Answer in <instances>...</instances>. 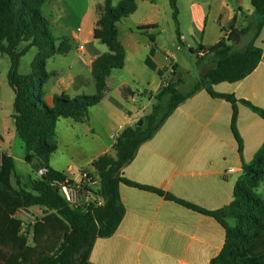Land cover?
Listing matches in <instances>:
<instances>
[{
    "label": "trees",
    "instance_id": "16d2710c",
    "mask_svg": "<svg viewBox=\"0 0 264 264\" xmlns=\"http://www.w3.org/2000/svg\"><path fill=\"white\" fill-rule=\"evenodd\" d=\"M47 1L0 0V52L11 59L7 79L15 94L13 118L16 133L24 144L26 163L36 173L40 169H48L45 176L33 179L30 186L22 185L17 179L16 188L12 183L13 176L18 178L15 160L6 153L2 154L0 264H92L89 257L95 241L111 237L125 216L126 210L119 195L121 184L154 192L219 222L225 229L226 241L211 264H264V197L258 192L264 183V144L251 163H243V173L236 182L232 203L218 211H205L161 190L132 182L123 174L125 167L134 160L139 147L154 137L181 104L203 89L212 97L225 99L233 105L231 127L242 155L243 143L237 130V103L247 106L263 119L264 109L250 101L238 100L233 95L219 94L214 86L224 82H240L259 66L263 49L257 47L255 42L264 28V0H251L254 15L247 27L236 29L231 26L228 36L217 44L211 47L200 45L197 50H191L197 56V66L200 69L206 65L208 67L189 93L184 94L179 88L183 78L164 84L155 95L156 103L151 113L143 118V125L138 126L136 123L134 127H127L121 132L113 146L115 156L105 154L93 162L92 166L98 172L100 166L104 169L99 189L103 204L90 206L87 210L71 207L53 187L56 180L69 179L64 172L50 165L51 157L58 149L57 123L60 118L87 122L90 109L101 104L108 91L107 78L114 70L123 69L126 62L118 24L137 11L138 0H121L118 6H114L113 0H104V4L97 7L99 19L94 38L109 49L92 65L97 93L74 98L66 94L55 96L53 107L44 101L45 85L54 76L47 70V62L57 55L68 54L71 44L68 38L54 36L49 18L43 13ZM170 2L174 9L177 40L183 46L177 0ZM155 28L157 25H147L140 26L139 30ZM235 36H240L242 42L247 40L244 48L232 45ZM149 37L151 50L146 65L163 77L166 71L157 69L153 61L157 52L156 38L154 35ZM59 41L60 45H57ZM24 43L26 45L21 48ZM34 47L38 52L31 64V73L21 74V60ZM200 52H204V56H199ZM178 69V66H174V77L178 75ZM121 92L125 99L135 94L127 86ZM34 206L45 208V212L33 226L32 242L27 243L28 235L21 233L20 223L14 219L22 209ZM12 222L17 228L11 232L20 238L21 247L17 246L14 236L9 238L14 240L20 254L1 246L2 238Z\"/></svg>",
    "mask_w": 264,
    "mask_h": 264
},
{
    "label": "crops",
    "instance_id": "0c3cea01",
    "mask_svg": "<svg viewBox=\"0 0 264 264\" xmlns=\"http://www.w3.org/2000/svg\"><path fill=\"white\" fill-rule=\"evenodd\" d=\"M218 2L221 7L218 21L222 33L214 44L206 45L204 42L207 27V19L204 18V27L197 24L196 28H193L202 34L196 47L189 43L184 33H182L183 46H180L176 36L173 47H157L153 61L157 69L166 72L160 77L161 82L157 84L156 90L149 94L146 91L136 93L128 81L114 85L112 82L114 71L107 78L108 91L101 104L106 100L112 106L115 104L121 117H118L117 121L109 119V123L117 132L111 135L112 143L106 146L102 154L91 158L90 169H82L74 173L71 166L60 167L55 164L53 155L61 148L57 131L64 118H60L57 123L58 149L51 157V167L64 172L69 179L77 182L80 181V172L84 170L95 172L93 162L100 156L109 154L111 149L114 150L113 146L117 142L114 136H119L127 127H134L138 119L151 113L144 114L148 103L142 104L138 102V98L147 96L151 103L161 87L168 83L169 79L173 81L174 66L181 68L179 63L181 52L197 50L200 45L211 47L228 36L231 26L241 29L249 25L254 15L251 0H218ZM65 4L66 0H48L43 6V13L49 18L51 30L59 39L66 38L63 36L64 32L55 34L57 29L63 31L67 27L65 23L58 26V21L63 19L62 11L65 9L63 7ZM103 4L104 2L94 3V6L80 18L84 37L79 47H76V50L71 47V51L66 55H57H75L67 64V68L55 66L49 68L57 56L48 60L47 70L54 73L44 88V101L49 107L54 106L55 96L66 94L74 98L97 93L92 65L98 57L109 52L106 45L104 47V44L94 38V30L99 19L97 7ZM47 6L49 12L45 13L44 9ZM56 12H58L57 20L51 18ZM147 25L158 26L157 22L148 21L138 24L137 30L140 31V26ZM146 34L148 37L154 35L157 40L154 29L146 31ZM129 38L130 40L125 41L119 28V40L126 51L123 70L129 68L133 57L136 59L140 53L145 52L143 66L134 64L128 69L131 79L137 82L147 74V69L152 70L146 65L151 45L139 47L141 43L132 31ZM72 39L80 40L77 34ZM246 43L247 40L243 42L240 40L239 45L243 44L240 48H244ZM255 45L263 49V58L255 71L240 82L217 84L214 90L222 95H233L238 100L250 101L264 109V28ZM81 46L84 48L82 49ZM152 72L159 75L157 71L152 70ZM152 79V83L156 82L155 77ZM124 86L129 87L135 94L125 99L121 92ZM114 95L122 101L116 99ZM237 111V130L243 143L242 155L231 127L233 105L225 99L212 97L203 89L181 104L154 137L139 147L134 160L123 170L124 177L139 185L161 190L205 211H218L229 206L234 199L236 182L243 173V163H251L264 144V119L240 102L237 103ZM64 120L67 122L72 119ZM72 121L74 123H67V126L73 130H76L77 124H82ZM89 130L93 132L91 127L88 128ZM11 145V142L7 143L3 139V144L0 146L1 157L6 153L16 159ZM17 179L24 186H30L33 180L31 178L28 182H24L20 176L18 178L13 176L12 183L16 188H18ZM260 189H264V183L259 188V192ZM119 195L126 210L125 216L111 237L98 238L95 241L89 257L92 264H211V261L222 251L226 232L214 218L177 202L168 201L154 192L125 184L119 186ZM26 211L31 216L23 217L24 213L20 212L14 220L19 222L20 226H26L27 243H31L33 226L37 222L34 220L44 216L45 208L34 206L24 210ZM14 223L9 225L7 234L11 231L15 232L17 227ZM7 234L5 233L2 238L1 246L12 253L20 254L21 251L15 248L14 240Z\"/></svg>",
    "mask_w": 264,
    "mask_h": 264
},
{
    "label": "rangeland",
    "instance_id": "374dc122",
    "mask_svg": "<svg viewBox=\"0 0 264 264\" xmlns=\"http://www.w3.org/2000/svg\"><path fill=\"white\" fill-rule=\"evenodd\" d=\"M101 2H104V0H66V4L63 5L65 9L62 11L63 19L58 21V26H60L61 23H65L67 27L63 31L57 29L55 34L59 35L64 32L65 35L63 36L70 38L71 47L76 50V47H79V44L81 43L80 41L84 37L80 18L89 8L94 6V3L98 4ZM120 2L121 0H113L114 6H118ZM138 4V10L128 18L123 19L121 24H118L122 38L125 41L128 39L130 40V31H132L136 34V39L141 43L139 47H147L151 45L146 31L140 32L137 30V27L138 24L155 21L158 24L157 28L154 29L155 33H157L156 47H173L177 36V27L173 16L174 9L171 6L170 0H139ZM177 7L179 10L178 18L180 31L181 33H184L191 45L196 47L200 41V37H202V34L193 28H196L197 24H201L204 27V18L207 19L206 37L204 42L206 45H212L216 42L218 36H220L219 34L222 33L221 25L218 21L221 11L218 0H177ZM48 9V6L45 7V13L49 12ZM57 16L58 12L53 13L51 18L57 20ZM78 28H81V30H78ZM75 34L79 36V41L77 39H72ZM25 45L26 43L22 44L21 48ZM57 45H60V41ZM242 46L243 44L240 45V47ZM104 47L106 46L104 45ZM37 52V48H32L22 58L20 66V72L22 74H27L31 71V64ZM145 56V52H142L136 59L133 57V62L129 64V68L133 67L134 64H137L139 67L143 66V58ZM74 57V54H71L70 56H57L55 62H51L49 68H53V66L57 68L61 67L62 69L67 68V64L70 63ZM179 58L181 68L178 69L179 72L176 77L172 76L174 79L172 80L177 81L176 78L182 74L183 83L179 88L184 94H187L193 89L208 66L206 65L204 68L200 69L197 66V56L189 50L181 52ZM10 65V57L0 52V146L3 144V139L6 140L7 143L11 142L12 152L16 158L15 164L17 174L24 182H28L31 178L35 179L37 174L32 166L25 162L24 144L16 133L14 120L11 117V115L14 114L15 94L8 83L6 75L9 72ZM129 68L124 70H114L112 78L114 85L128 81L131 83V87L136 93L139 91H146L149 94L156 90L157 84L161 82L160 76L154 74L152 70L149 69H147V74L143 75V79L135 82L131 79V76L128 73ZM152 77H155L156 82L152 83ZM169 81H171V79H169ZM85 95L92 96L91 94ZM114 97L119 101H122L115 95ZM138 102H142V104L148 103V108H146L144 114H149L152 111V105L156 103L155 100L149 103V98L147 96H140ZM124 103H126V101H124ZM118 117H121V113L116 105L114 104V106H112L109 101L106 100V102L92 108L89 113L88 123L84 122L82 124H77L76 130L67 126V123H74L72 120H68L67 122L64 119L61 120L57 131L61 148L55 155H53L55 164L60 167L71 166L74 173L82 169H90L91 165H89V163L91 158L102 154L106 146H109L112 143L111 135L117 131L113 125L109 123V119L117 121ZM140 120L141 119H138L137 123ZM89 127H91L93 132H90V130L88 131ZM109 154L115 156V151L111 149ZM95 171L98 174L96 169ZM259 193L264 195V189H260ZM28 211H22V213H24L23 217L31 216L27 213ZM40 214L41 213H39V215ZM41 218L34 220V222ZM26 231V226H21L22 234H27ZM12 236H14L17 241L16 244L20 248L22 245L20 238H17L13 232H10L9 237L12 238Z\"/></svg>",
    "mask_w": 264,
    "mask_h": 264
},
{
    "label": "built area",
    "instance_id": "2783aa9c",
    "mask_svg": "<svg viewBox=\"0 0 264 264\" xmlns=\"http://www.w3.org/2000/svg\"><path fill=\"white\" fill-rule=\"evenodd\" d=\"M83 49L84 46H81ZM199 56H204V52H200ZM119 136H114L118 139ZM48 172L47 168L40 169L36 174L38 178H42ZM66 179L56 180L53 187L56 188L63 199L73 208L87 210L90 206H101L103 198L99 195L100 176L95 172L84 170L80 172V181L71 183ZM22 209L20 212L24 211ZM19 212V213H20ZM18 213V214H19ZM17 214V215H18ZM16 215V216H17Z\"/></svg>",
    "mask_w": 264,
    "mask_h": 264
},
{
    "label": "water",
    "instance_id": "95a60500",
    "mask_svg": "<svg viewBox=\"0 0 264 264\" xmlns=\"http://www.w3.org/2000/svg\"><path fill=\"white\" fill-rule=\"evenodd\" d=\"M240 40H241L240 36H235V38H234V40H233V42H232V45H234V46L239 45ZM182 77H183V75L180 74V75L176 78L177 81H179ZM143 123H144V121H143V119H141V120L138 122V126H142ZM103 171H104V169L102 168V166H100V168H99L100 178L103 177Z\"/></svg>",
    "mask_w": 264,
    "mask_h": 264
}]
</instances>
